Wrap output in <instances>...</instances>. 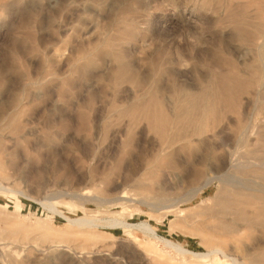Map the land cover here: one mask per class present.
<instances>
[{
	"label": "rangeland",
	"instance_id": "obj_1",
	"mask_svg": "<svg viewBox=\"0 0 264 264\" xmlns=\"http://www.w3.org/2000/svg\"><path fill=\"white\" fill-rule=\"evenodd\" d=\"M0 134V264H231L174 247L264 184V0H0Z\"/></svg>",
	"mask_w": 264,
	"mask_h": 264
},
{
	"label": "bare ground",
	"instance_id": "obj_2",
	"mask_svg": "<svg viewBox=\"0 0 264 264\" xmlns=\"http://www.w3.org/2000/svg\"><path fill=\"white\" fill-rule=\"evenodd\" d=\"M175 142L176 140H172L169 144H174ZM237 165H242L243 167L244 164L240 163ZM237 165L234 167L237 168ZM255 165L264 168V162L262 166L258 164ZM215 179L220 181V187H223V183H228L230 193L227 195L226 201L220 206V208H218V210H212L209 212L206 220V229L198 225L196 226L198 232L211 244V252L195 253L180 245L172 247L177 248L176 250L181 253L191 254L195 257L206 258L211 254L221 255L226 261L231 262V264L259 263V255L254 246L256 245L259 246V249H264L263 241L260 239V237L264 235V184L252 179L251 181L255 184V188H250L247 184L246 178L240 176L238 173H232L228 176L223 174L218 176L210 175L205 178L200 186H197L195 193H192V195L199 193L201 189L209 186ZM3 184L4 183L0 180V190L23 193L20 190H14ZM246 191L248 193H246ZM79 195L82 197L86 196L82 193ZM175 205V202L167 204V207H172L167 210V213H173L177 218H182L186 215L183 208H174ZM54 208L57 210V207L54 206ZM226 218L228 219L227 221ZM68 220L79 228L93 226L98 222L97 219L85 217L78 219L68 218ZM180 221L188 225L190 219L183 217ZM113 224L125 227H131L134 225L124 220L117 219ZM136 226L144 228L151 234H157L153 226L149 223H139ZM256 230H260L261 233L259 235L254 234L253 232ZM164 241L167 244L173 245V242L169 239H165ZM237 243H243L244 253L241 256L234 250L238 245Z\"/></svg>",
	"mask_w": 264,
	"mask_h": 264
}]
</instances>
